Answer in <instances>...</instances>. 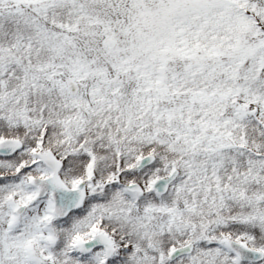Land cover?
Wrapping results in <instances>:
<instances>
[{"label": "rangeland", "instance_id": "rangeland-1", "mask_svg": "<svg viewBox=\"0 0 264 264\" xmlns=\"http://www.w3.org/2000/svg\"><path fill=\"white\" fill-rule=\"evenodd\" d=\"M106 35L116 38L113 49L102 46ZM213 49L231 59L246 56L245 74L252 72L260 87L239 80L244 111L263 116L264 0H0V111L9 98L33 99L37 110L39 104L48 136L51 127L56 133L51 137L64 164L61 180L70 189L82 182L86 196L76 216L59 220L49 196L37 199L30 185L50 175L36 158L47 150L38 151L35 144L12 153L13 159L0 165V264L64 263L66 254H85L81 245L92 235L110 237L117 228L125 239L111 238L112 256L130 250L124 264H148L141 260L152 239L153 264H219L226 258L264 264V249H258L260 261L242 262L226 245L252 247L251 237L230 230L241 217L252 220V204L231 197L246 174L248 181L257 179L249 172L260 162L242 164L245 154L229 149L223 127L233 124L238 106L202 105L192 93L205 74H193L190 57ZM68 77L78 86L75 95L66 89ZM25 110H20L24 116ZM260 135L255 133V149L264 144ZM145 157L154 159L137 170ZM174 171L176 179L158 195L153 185ZM132 183L142 194L125 189ZM190 201L205 204L209 213L228 212L227 233L198 241L200 246L189 240L159 249L157 238L176 229L174 219L184 216ZM173 203L175 209L167 208ZM189 243L191 253L168 260ZM86 256L88 264L103 258L99 249Z\"/></svg>", "mask_w": 264, "mask_h": 264}, {"label": "trees", "instance_id": "trees-1", "mask_svg": "<svg viewBox=\"0 0 264 264\" xmlns=\"http://www.w3.org/2000/svg\"><path fill=\"white\" fill-rule=\"evenodd\" d=\"M191 41L192 35L188 37V44H191ZM186 45L187 42H184L181 48H184ZM190 58L189 59L193 63V74H196V77L199 75V73L205 74V77L198 76L199 81H196L197 88L192 92L194 95H198L201 104H210L212 106L215 104L223 105V102L226 101L227 103L234 104L235 107L238 106V108L235 109L233 118L231 119V121L233 120V124L230 125L229 129L223 127V131L229 132V149L233 152L237 151L236 153H238L240 156L245 154L244 156L246 157L243 161H241L242 164H248L250 160H258L260 162V166H253V170L249 172V175L253 174L257 176V179L254 181H248V174H246L244 179H242L244 186L240 185L239 191L237 194H234L235 197H231L233 201H237L238 198L240 199L241 197H243L242 199L244 202L250 201L252 204V220H245L247 218L243 217H241L243 220L238 218L239 220L232 222V225L237 226L230 230L233 231L234 234H247V236L252 238V247L263 250L264 144H261L260 146L258 144L259 149L258 147L255 149L253 145H257V138L254 139V137L255 133L258 131H261L260 136L264 138V115L261 116L259 111H256V115H250L244 111V106L246 105L247 100H241L240 86L242 83L239 84L238 82L241 79H245L248 83H257L255 82L253 75L252 77L249 76V74L252 72L245 74L248 72L247 65L244 63V61H246V56L242 57L241 55H234V58L231 59V56L226 55L225 52L213 49L206 55L205 53L197 55L196 52L195 54H192ZM211 62L213 63L209 64ZM256 64L257 62H255V65ZM259 68L260 67H257L256 69ZM13 70L14 69L11 71ZM239 70L242 73L239 77H237L236 73ZM189 82L190 81L186 79L184 81V87ZM244 85H246V83ZM32 103L33 101L27 97L25 103L20 102L18 97L16 100L9 98V102L5 106V109L0 111V121H2V123H0V139L16 138L19 139L22 142L23 147H27V149H30L35 144H37L38 151L50 150L57 155L59 152L55 149L56 141L51 137V134H56L55 130H52L53 127H51L50 131L52 133H49L48 136L49 123L44 117L46 115L42 114L39 104L37 107L41 112L38 111L35 108V105ZM22 107H25L26 109L25 116V113L23 115L21 114L20 110ZM254 123H256L258 127H256ZM247 153H252L255 157L250 158L247 156ZM205 156L206 155L202 157L204 158ZM6 161V159H0V165H4V162ZM131 177L132 176H129L127 178ZM175 206L176 205L173 203L172 205L167 206V208L175 209ZM183 208L184 209H182L181 212H184V216L180 218L176 217L174 219L173 223H176V229L170 230L167 233L163 232V230L162 234L165 238H157L159 240V249H163L169 244H177L178 246L181 241L185 242L189 240L192 241L194 245L197 244V246H200V242L198 241H204L205 238L207 240L215 239L216 237L223 236L225 233H227V224L230 226L228 212H226V214H220L217 211H215L214 214L211 212L209 213L206 210L207 206L205 204H192L191 201L188 202L185 207L183 206ZM177 214L178 213H176V215ZM172 225L173 224H171V226ZM167 229H169V226ZM115 235L120 236L121 240L125 239V236H122L121 234L120 228L113 230L110 237L113 239ZM178 236H180V241L179 239H175V237ZM233 237H236V235H233ZM171 240L174 242H171ZM152 241L153 243H150L149 246H147L145 243H142L146 245L145 248H147L149 252L146 253V256L141 261L147 262L148 264H153V262H155L153 257L155 258L157 255L150 252L151 250L154 251L156 247L154 245L155 239H152ZM118 245L123 246V244ZM199 250L202 251L201 248ZM127 252H130V250L123 251V249H121L119 253L117 251V254L108 260H104L100 257L102 261L101 264H124V261L127 259V257H124V255ZM65 258L66 261L64 263H57L68 264L67 261H69V264H73L71 262H74L75 264H88L89 260V258L82 253L66 254ZM145 259L147 261H145ZM164 263L171 264L167 261ZM219 264H237V262L232 261L230 258H228L227 261L226 258L222 263L220 262Z\"/></svg>", "mask_w": 264, "mask_h": 264}, {"label": "water", "instance_id": "water-1", "mask_svg": "<svg viewBox=\"0 0 264 264\" xmlns=\"http://www.w3.org/2000/svg\"><path fill=\"white\" fill-rule=\"evenodd\" d=\"M102 44L108 48H113L116 45V39L113 36H105L102 39ZM68 90L75 94L77 92V85L71 78L66 80ZM20 148V143L15 140H4L0 142V156L8 157ZM40 161L51 171V175L45 179H34L31 185L37 190V197L43 198L47 192L50 193L53 212L59 217L64 218L71 210H76L82 205L84 199L83 184H79L75 190H69L59 179V171L61 163L53 156L51 152L45 154H38ZM153 161L152 157H145L140 160L138 169L148 165ZM176 171L171 173L167 178L160 179L153 185V190L158 194H164L167 190V185L175 176ZM129 191H137L141 193L138 185L134 184L128 186ZM19 213L22 208L17 210ZM226 245L236 255L237 259L242 262H258L262 259V253L256 250L247 248L243 244L234 241H227ZM86 252L91 251L96 247H102L106 258L112 253V247L109 238L103 234L93 236L89 241L83 244ZM192 245L177 248L171 252L168 257L169 261H173L183 255L191 252Z\"/></svg>", "mask_w": 264, "mask_h": 264}]
</instances>
